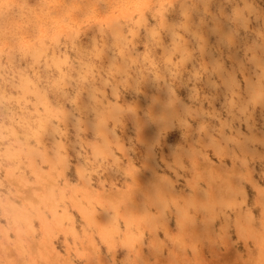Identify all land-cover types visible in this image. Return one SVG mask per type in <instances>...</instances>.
Wrapping results in <instances>:
<instances>
[{
  "label": "clouds",
  "instance_id": "9594fccd",
  "mask_svg": "<svg viewBox=\"0 0 264 264\" xmlns=\"http://www.w3.org/2000/svg\"><path fill=\"white\" fill-rule=\"evenodd\" d=\"M0 264H264V0H0Z\"/></svg>",
  "mask_w": 264,
  "mask_h": 264
}]
</instances>
